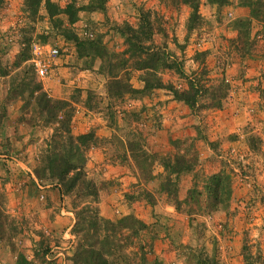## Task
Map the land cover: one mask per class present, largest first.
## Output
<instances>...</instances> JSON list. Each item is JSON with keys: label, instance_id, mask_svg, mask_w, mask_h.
Returning <instances> with one entry per match:
<instances>
[{"label": "rangeland", "instance_id": "obj_1", "mask_svg": "<svg viewBox=\"0 0 264 264\" xmlns=\"http://www.w3.org/2000/svg\"><path fill=\"white\" fill-rule=\"evenodd\" d=\"M192 1L196 13L190 16L184 0H41L34 8L25 0H0V264H16L20 257L29 264L71 262L74 212L91 198L82 195L89 188L81 180L93 187L90 205L99 217L115 222L132 216L147 225L139 232L122 228L112 264H135L140 252L160 264H193L186 247L219 264H264L261 13L244 27L253 38L252 55L238 56L231 40L233 22L250 19L242 4L254 2L259 11L264 0ZM132 32L145 45L153 39L165 46L186 73L198 70L192 58L202 51L203 79L228 85L222 106L193 112L165 88L118 93L116 81L134 89L143 85L144 72L132 66L137 56L124 44ZM33 45L43 47L48 65L40 82L29 60ZM47 47L56 48V55H48ZM156 75L165 85H184L168 69ZM32 82L60 101L56 120H46L26 96L25 83ZM86 133L78 190L64 192L43 173L46 149ZM128 141L151 155L148 168L132 161ZM176 155L182 167L189 166L171 173L174 182L162 189L170 173L164 163H174ZM219 171L224 180L217 201L203 186Z\"/></svg>", "mask_w": 264, "mask_h": 264}, {"label": "trees", "instance_id": "obj_2", "mask_svg": "<svg viewBox=\"0 0 264 264\" xmlns=\"http://www.w3.org/2000/svg\"><path fill=\"white\" fill-rule=\"evenodd\" d=\"M39 1L41 0H25V4L28 2V5L31 4L34 8ZM184 1H186L191 8L190 16L194 15L196 13V4L192 0ZM209 1L216 3L224 2V0ZM242 5H245L251 12L250 19H236L233 22L236 35L233 39H231L233 42L232 44L235 47L234 49L236 50L235 52L240 57L250 55L252 47V41L249 39L253 38L249 36L248 31H244V27L249 26V20L251 21V19H255L257 15L259 17L260 13L261 19L257 20L264 21V7L262 10L257 11L254 2H247ZM46 6L48 9L47 12L52 14L53 10L49 9L48 4H46ZM147 25L148 23L146 24L145 21L144 34L146 39L150 40L151 26L149 28ZM187 29L189 28L187 27ZM159 31L162 32V30ZM262 33H264V31ZM144 34L142 35L143 37ZM161 35L165 37L163 32ZM151 41L150 45L143 44V40L141 41V34H137V32H132L129 37H124V44H128L126 50L132 52V55L137 56L136 59H134V62H132V66L135 69H140L144 72L143 78L141 79L143 85L141 88L134 89L127 81H124V85L116 81L114 86L118 93H141L152 88H165L171 94L173 99L183 102L193 112L218 109L222 106L228 85L223 81V79H220L217 82H214L215 80L213 79H208V77L203 79V75L206 73L205 71H207V69L203 64L204 53L202 51H196L192 58V60L198 64V70H191L186 73L183 71L181 63L177 62L178 60H171L169 58V52L165 53V46L156 44L153 42V39ZM126 50H124V52H126ZM258 55L262 54L258 53ZM162 69H168L171 72H174L178 77H180V79H182L184 85L175 86L172 83H167L166 85L163 84L161 78L156 75L157 72ZM25 85L24 90L26 92V96L33 99L35 107L38 108L39 112L43 113L44 118L46 120H56L57 111L60 109V101L53 100L47 96L46 93L41 90L40 85L35 82H32L31 85L29 83H25ZM58 122V128L64 129V120L59 119ZM88 136V133L78 134L71 136V140L69 139L70 136H67V143H62L63 145L59 144L51 149H46L45 163L42 165V168L45 171L43 173L46 174L48 179L57 180L64 192L72 191L73 189L78 190L75 186L78 181L77 179L82 175V168L84 164V149H82V147L84 146V139L88 138ZM128 142L129 143H127L126 148L129 150V156L132 158V161L134 163L135 160L138 161V164L136 163L138 168H148L151 165V155L146 154L140 147L136 150L134 145L130 143V141ZM56 143H58V141H56ZM136 157H140V159H137ZM147 158L149 161H146ZM178 158V155L174 156V163H171L170 165L164 163V169L165 167H168V171L170 173H167L163 182L161 181L162 189H165L168 184L174 182V179L173 182H171V173L176 174L188 168L189 165L187 167H182V164L178 162ZM33 173L36 177L41 176V172L36 168L33 169ZM222 179L223 176L221 171L208 176L206 184L203 186V190L208 197L210 196L214 200L217 198V201H219L218 198L221 193L220 183ZM81 182L85 187L89 188V192L82 195H89L91 198L86 200L85 204L74 212L76 219L72 227V232L76 238V244L73 256L70 257L71 262L69 264H112L109 259L112 257L115 249L118 248V241L120 240L119 236H122L120 234L122 228L132 227L133 232H139L145 229L147 225L132 216H124L115 222L102 219L98 216L95 207L90 205L95 202V192L93 194L92 185L88 180H81ZM4 222L5 215L0 210V234L5 229ZM186 249L194 256L195 260L193 264H219L218 260L214 256H202L198 253L195 254V250L190 247H186ZM139 254V257L137 258L138 262L135 264H160L156 258L148 261L147 258H145V252H140ZM16 264H29V262L20 257Z\"/></svg>", "mask_w": 264, "mask_h": 264}, {"label": "built area", "instance_id": "obj_3", "mask_svg": "<svg viewBox=\"0 0 264 264\" xmlns=\"http://www.w3.org/2000/svg\"><path fill=\"white\" fill-rule=\"evenodd\" d=\"M43 47L39 45H33L32 48V55L30 57V63L32 64L35 79L37 82H40L43 80V78L46 76L47 73V62L42 58L43 54ZM46 53L48 55L54 56L57 53L56 48L53 47H47Z\"/></svg>", "mask_w": 264, "mask_h": 264}, {"label": "crops", "instance_id": "obj_4", "mask_svg": "<svg viewBox=\"0 0 264 264\" xmlns=\"http://www.w3.org/2000/svg\"><path fill=\"white\" fill-rule=\"evenodd\" d=\"M88 81L82 82L83 85H87ZM87 87V86H86Z\"/></svg>", "mask_w": 264, "mask_h": 264}, {"label": "bare ground", "instance_id": "obj_5", "mask_svg": "<svg viewBox=\"0 0 264 264\" xmlns=\"http://www.w3.org/2000/svg\"><path fill=\"white\" fill-rule=\"evenodd\" d=\"M56 55V54H55Z\"/></svg>", "mask_w": 264, "mask_h": 264}]
</instances>
